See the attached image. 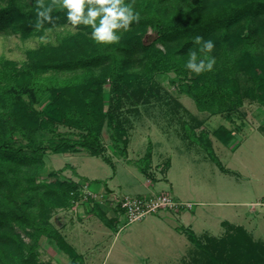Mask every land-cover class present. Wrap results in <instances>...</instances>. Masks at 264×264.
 Returning <instances> with one entry per match:
<instances>
[{
    "label": "trees",
    "instance_id": "16d2710c",
    "mask_svg": "<svg viewBox=\"0 0 264 264\" xmlns=\"http://www.w3.org/2000/svg\"><path fill=\"white\" fill-rule=\"evenodd\" d=\"M134 8L141 18L121 30L116 43H96L86 26L78 25L55 45L28 49L19 68L12 60H0V264H43L34 253L42 237L66 253L70 264H81V255L51 221L55 212L81 197L80 184L60 176L68 164L39 180L43 156L47 150H85L110 163L102 140L105 126L109 142L124 155L129 120L121 110L129 103L135 109L128 112L138 113L137 106L149 102L142 80L173 71L178 92L213 115L237 108L257 92L264 102V0H134ZM35 9V0H0V32L41 37L67 24L64 12L53 9L51 15L59 19L37 28ZM196 36L214 42L216 63L210 72L196 74L184 66L189 53L198 51ZM242 73L251 82L247 87L239 80ZM210 134L224 145L235 138L223 124L185 136L224 171ZM151 152L148 144L138 167L142 173L149 168ZM99 215L105 225L110 223ZM221 223L227 234L205 237V243L186 231L196 247L208 252V264H264V243L253 240L242 225Z\"/></svg>",
    "mask_w": 264,
    "mask_h": 264
},
{
    "label": "rangeland",
    "instance_id": "374dc122",
    "mask_svg": "<svg viewBox=\"0 0 264 264\" xmlns=\"http://www.w3.org/2000/svg\"><path fill=\"white\" fill-rule=\"evenodd\" d=\"M75 32V28L66 24L46 31L43 35L47 37L46 41L38 36L21 38L12 31L0 32V60H12L19 68L27 58L28 49L36 48L41 43L55 45L59 37ZM173 77L174 72L169 71L156 73L152 78L141 81L140 86L150 96L147 104L140 103L137 106L138 113L128 112L129 109H135L129 103L123 106L122 116L129 120L125 124L129 129L127 158L125 153L121 155L115 151H106L111 161L109 163L85 150L77 153H52L47 150L43 156L45 167L38 179L45 180L48 171L68 164L74 166L79 174L77 177L90 182L88 189H97L106 183L119 195H148L152 192L143 184L146 176L138 167L144 163L141 158L148 144H151L153 163L168 159L172 163L168 171L171 185L168 182L164 186L166 181L156 174L159 179L152 182L151 188L169 189L179 199L203 202H198L192 210L186 211L189 214L193 210L196 213L205 209L210 211L211 218L207 219L205 226L207 233H201L202 228L195 229L194 234L200 242L205 243V237H224L228 227L222 221L219 224L216 219L229 217L226 215L229 209L246 210L247 207L240 201L256 200L264 193V138L256 131L261 125L264 127V102L257 99L261 96L257 92L256 98L244 99L237 108L213 115L208 111H199L190 97L179 93L176 83L171 81ZM239 80L242 87L251 84L245 73L240 74ZM221 124L234 130L239 143L237 149L231 152L213 135L210 134V138L214 141L218 159L234 172L233 175L221 172L205 150L185 136L186 133H198L204 128L211 132ZM59 130L62 133L69 132L62 127ZM14 136L18 137L17 134ZM102 140L107 144L106 126L103 128ZM127 168L131 171H127ZM68 170L64 169V175L60 176H72ZM246 190L248 195L244 197ZM215 201H229L233 204H211ZM236 201L237 204L234 203ZM254 210L257 215L264 217V210L257 207ZM72 214L67 211L54 213L52 223L55 227L57 222L67 224L70 218H74ZM251 216L255 217L254 214ZM78 220L71 223L77 234L67 235V241L82 254L81 264H208L209 261L208 252L200 250L187 238L186 231L189 228L182 226L180 220L166 211L127 222L124 212L116 208L115 219L108 225L95 217L76 222ZM19 231L25 242H31L22 230ZM248 234L256 241L255 234V238ZM257 238L264 241V230ZM258 242L262 243L260 240ZM34 253L43 264H70L68 255L45 237L40 238Z\"/></svg>",
    "mask_w": 264,
    "mask_h": 264
},
{
    "label": "crops",
    "instance_id": "0c3cea01",
    "mask_svg": "<svg viewBox=\"0 0 264 264\" xmlns=\"http://www.w3.org/2000/svg\"><path fill=\"white\" fill-rule=\"evenodd\" d=\"M230 129H232V128H230ZM259 129L256 131H258L262 135V137L264 138V127L261 125V128H259ZM128 134H129V132L127 133V145H126V149H125L126 158L128 156L127 155V148H128V143H129ZM234 135H235L234 141L230 145H224L219 140H217V141H219L225 147H228L231 150V152H234L235 149H237V147L239 146V143L236 141L237 136H236L235 132H234ZM210 137H211V135H210ZM151 147H152V145H151ZM212 147L214 150V141L213 140H212ZM112 148H113V146L108 140L107 144H105V153H106V151L109 152L111 150L112 152L115 151V153L120 154L117 149L112 150ZM78 152H80V151H78ZM214 152H215V150H214ZM66 153H77V152H66ZM215 154H216V152H215ZM163 163L166 165L163 166ZM171 164L172 163H171L170 159H168V161L164 160L161 162L153 163V157H152V153H151L149 168H148L146 173H143L146 176V180L143 182V184L145 185L146 188L149 189V192H158V191H164L165 190V189L154 190L153 188H151L152 187L151 185H152V182L159 179V176H157L156 174H159L161 176V178H163L166 181L164 186H166V184L168 182L170 183L168 171L172 166ZM66 169L70 170V173L72 174V176L70 174H67V177H65V178H69V179H72V180L78 182L80 184V189H81V197L78 200H76L72 204L71 207H69L68 209H64V210H58L60 212H55L58 214H60L61 212H65V211L70 212V213L73 212L72 215L74 216V218L71 219L70 218L71 215H70L69 216L70 220L67 224H65L64 222H57V225H56V228L60 231V233L64 236V238L67 241V235L72 236V234L73 235L77 234V232H75L77 230H75V228H73V226L71 225V223L74 222L75 219H79L76 222H82V220L85 218L91 219V217H95V218L99 219V221H101V219L98 216H100L99 214H103L106 218H108L109 222L111 223L113 221V219H115L116 208L113 207L112 202L110 200V195H109L112 192H114L112 187H110L106 183H104V184H102V186L100 188L93 189V190L88 189L90 182L87 181V179H82V178L77 177V175H79V174L74 169L73 165H69V167ZM127 169H128L127 171H129V172L131 171V170H129V168H127ZM224 169H225L224 171H222L220 169L219 170L225 174H228V175L234 174L233 171L227 169L225 166H224ZM55 170H57V169H55ZM60 175H64V174H62V172H61ZM170 185H171V183H170ZM166 190L171 192V190H169V189H166ZM86 192H92V193H97V194L103 193L106 195V198L103 200H97V199L91 197L90 195H87V197H86L85 196ZM222 192H224V191H222ZM243 195H244V197L247 196L248 191L246 190ZM181 200H183V199H181ZM252 201H254V200L250 199V200L240 201L241 204H244L247 207L246 210H241V208L229 209L226 211V215L229 217L218 218V219H216V221L219 224L221 221L225 220L231 224L242 225L247 230V232H249L253 236V238H255V236H254V234H255L256 235L255 239L258 241L260 240V241H262V243H264L263 240L257 238L259 236V233H262V231L264 230V217L257 215V213H255L256 210H254L250 207L249 204ZM199 203L203 204V202H199ZM234 203L237 204L238 202L236 201ZM211 204H228V205H230L233 203L229 202V201L228 202L215 201V202H212ZM110 207H112L113 210H111ZM168 213L170 215L174 216L176 219L180 220L182 223V226L191 229L192 231H194L195 234H196V232H195L196 227L202 228L201 233H207V230L205 229L206 221H207V219L211 218L210 211L208 209L207 210L206 209L201 210L197 213L193 210L191 214H189L188 212H180L177 214H174L171 212H168ZM252 214L255 215L254 218L251 216ZM53 225H55V224H53ZM64 231H65V233H64ZM79 234L81 235V232H79ZM180 235H182V234H180ZM75 251H76V249H75ZM78 254H80V253H78ZM80 255L82 257V254H80Z\"/></svg>",
    "mask_w": 264,
    "mask_h": 264
},
{
    "label": "clouds",
    "instance_id": "9594fccd",
    "mask_svg": "<svg viewBox=\"0 0 264 264\" xmlns=\"http://www.w3.org/2000/svg\"><path fill=\"white\" fill-rule=\"evenodd\" d=\"M36 27L41 28L48 23H55L59 17L51 15L53 9L64 12L66 23L72 28L78 25L86 26L87 34L96 43L110 44L121 39V30L127 31L130 26L138 22L140 12L134 8V0H35ZM46 41V36H41ZM194 42L198 51L189 53L185 68L200 74L210 72L216 63L211 55L215 45L212 39L205 40L196 36ZM199 52V58H198Z\"/></svg>",
    "mask_w": 264,
    "mask_h": 264
},
{
    "label": "built area",
    "instance_id": "2783aa9c",
    "mask_svg": "<svg viewBox=\"0 0 264 264\" xmlns=\"http://www.w3.org/2000/svg\"><path fill=\"white\" fill-rule=\"evenodd\" d=\"M90 195L97 200H103L106 195L103 193L86 192L85 196ZM110 200L113 207L120 209L124 212L127 222L142 219L143 217L159 211L171 212L174 214L192 210L198 202L188 200H181L175 197L170 191L152 192L148 195H119L112 192ZM252 209L261 208L264 210V194L250 204Z\"/></svg>",
    "mask_w": 264,
    "mask_h": 264
}]
</instances>
